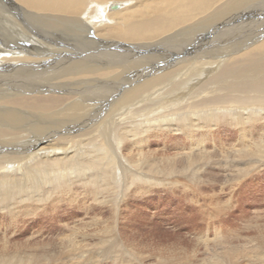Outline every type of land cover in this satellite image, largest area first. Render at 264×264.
I'll return each mask as SVG.
<instances>
[{
	"label": "bare ground",
	"instance_id": "bare-ground-1",
	"mask_svg": "<svg viewBox=\"0 0 264 264\" xmlns=\"http://www.w3.org/2000/svg\"><path fill=\"white\" fill-rule=\"evenodd\" d=\"M238 54L244 57L242 64L249 58L244 66L232 62L231 57ZM222 65L229 68L226 76L232 81L219 75L210 80L226 84V93L215 98L222 103L216 105L214 99L207 103L206 99L195 104L191 100L178 112L184 107L181 101L188 100L194 88ZM246 79L250 81L244 82ZM44 93L74 99L51 109L47 104L49 110L36 106L38 111L11 103L18 97ZM141 93H149L147 99H139L142 102L136 100ZM233 95L234 101L227 103V96ZM143 100L158 103L136 114L134 109ZM126 114L127 122H134L117 131V123L123 122ZM84 128L90 134H83ZM1 129V223L9 218L15 225L30 217L51 229L60 221L56 218L61 212L59 203L80 200L81 192L74 190L78 185L81 191L89 192L84 196L99 205L108 204L113 215L118 213V201L130 190L141 197L153 187L172 189L180 177L189 181L182 186L185 193L200 183L190 164L213 157L206 152L207 143L214 147L232 144L221 152L225 160L222 179L237 186L241 179L228 172L236 168L238 175L245 176L248 169L242 166L264 161V0H0ZM213 130H229L228 134L234 130L237 134L233 142H226ZM92 136L100 147L92 148L94 143L90 142L94 153L89 154L82 144ZM167 137H171L170 146L181 148L179 152L159 156L142 151L152 144L150 140ZM103 156L106 166L112 164L119 171V185H124L119 191L99 185L102 176L97 165ZM44 179L50 180L49 186L44 185ZM46 203H52L48 210ZM65 228L71 231L69 237L61 234L63 237L46 253L32 245L22 254L14 250L9 261L8 252L2 250L0 264H15L21 259L31 264L55 261L62 252L67 254L64 258L79 259L80 264H96V255L118 246L129 257L114 259L111 264H134L130 257L141 264L137 258L144 260L156 253L131 252L133 239L126 235L118 238L112 226L93 232L88 230L90 225L80 230H70L67 225L59 229ZM213 233L212 249L208 247L213 239L200 237L204 257L192 264H264V229L245 237L241 249L224 246L221 239L226 236L221 230L213 229ZM253 246H258L260 257L252 255ZM159 259L156 264H190L176 257Z\"/></svg>",
	"mask_w": 264,
	"mask_h": 264
},
{
	"label": "rangeland",
	"instance_id": "rangeland-1",
	"mask_svg": "<svg viewBox=\"0 0 264 264\" xmlns=\"http://www.w3.org/2000/svg\"><path fill=\"white\" fill-rule=\"evenodd\" d=\"M248 59H246L245 62L248 61ZM231 60L232 62L236 61L237 64H241V66L245 65V62L242 64L244 57L239 56V54L232 56ZM227 70H229V68H227L225 65H222V67L219 70L215 71L214 73H211L208 76V79L206 78L207 79L206 81L205 79L203 80L202 78L201 80L203 81H201V83H199L194 88V91L187 98L188 100L181 101V103H183L181 106L182 107L184 106V107L178 112H183L186 109L188 102H190L191 100L195 104H198V103L200 104V102L206 99H208V101H206L207 103L208 102L211 103L212 99H214L215 101L218 100L215 98H217L218 96H222L223 93H226V89H225L226 84L223 82H221V84L219 83L213 84V82L210 80H214L216 76L219 75L221 78H224L225 80H229L231 82L232 78H229L228 76H226L228 72ZM245 81H250V80L246 79L244 80V82ZM209 83H210L209 87L203 90V87ZM229 93L231 94L234 93L239 96L247 95V93L245 92L229 91ZM203 94H210V95L203 96ZM143 95H142L143 97L141 96L139 98H136V100L138 101L139 99L141 100L142 98L147 99L149 93L143 94ZM227 98L230 99L229 101L227 100V103L234 101L232 100L234 98V95L227 96ZM72 99H74L73 96L71 97L69 95H64L61 93L59 94L44 93L42 95L33 94V95H27V97H18L16 98V100L15 99L11 100L12 101L11 103L14 104V106H18L20 108L23 107L27 109H33V110L36 109L38 111V109L40 110L42 108H43L42 110H49L53 107L61 106L67 103V101L68 102L72 101ZM148 101L143 100V103L139 104V107L135 108L134 112H137L136 114H138L142 110L150 109L152 107L154 108L158 103V101H153L151 103ZM216 102H217L216 105H219L222 103L219 101H216ZM7 103H10V100H8ZM205 104H201L200 106H203V105L206 106ZM36 106L38 109L36 108ZM46 106L49 109H46L47 108ZM126 116L127 114L125 115V120L123 122L117 123L116 125L117 131L120 129H125L126 127L131 125L132 122H134V121L127 122V120L129 121V117H126ZM84 129H86V131L84 130L81 131L83 132V134H90V130H88L87 128H84ZM3 130H6V129H3ZM229 130H226V132H223V130H220L219 132H216L215 130H213V132H215V134L216 133L219 134L218 135L219 139L223 138L225 139L224 141L226 142H233L235 140V136L237 133H234L235 131L232 130L230 131V134H228ZM0 131H2V129ZM82 137L84 138V136ZM89 139L90 140H87V142L85 141L86 144L85 143L82 144V148H83V151L84 150L86 152L89 151V154H91L93 152L92 148L93 147L98 148L100 147V145H99V141L96 142L95 140L96 136L89 137ZM170 140H171V137L162 139V141L158 140V142H154L155 140H150L152 144L149 143V146L144 147L142 151L145 153H150V152H153L155 154L159 153V156H161L160 154L162 153L168 154L166 156L173 155L174 153L179 152L178 150L181 148L177 150L173 148L172 146H170V143H169ZM90 142H92V144ZM218 142L220 143V140ZM185 143L186 142H184V145L186 146ZM90 144L93 145L92 148ZM162 144L164 146H162ZM234 144H236V142ZM84 145H87L88 147H84ZM218 145H222V144H217L216 147H214V146H211L209 143H207L205 145V147L208 148L206 152L212 154L213 157L209 159L208 161H204L201 163L194 162L190 164L191 168L195 170V173L198 176L200 183L198 186H194L192 187V189L186 190L187 192L185 193H184V190H182L183 189L182 186H184L183 184L185 183L189 184V181H186V179H183L180 177L179 178L177 177V181H176L177 186L172 189L163 187V186L153 187L145 195L141 194V197L130 190L124 196L123 200L120 199L118 201L120 202L118 203L119 205V208L117 211L118 213L113 215L112 210L109 211L108 204L99 205L97 201L94 202L91 199H89L88 196H84L85 193H86L85 195H87L89 192L87 190H85L86 192L83 190L81 191V187L78 185L77 186L78 188L74 187V190H76L77 194L81 192L78 196V198L81 201L79 200L77 203L70 202V201H63V203H59V208H60L59 211L61 212L59 214V217H56V218L58 219L60 218L59 219L60 221L54 224V226L58 225L55 228L54 226L51 229L50 227L43 228L42 226L36 224V221H35L36 218L30 219V217L23 218L22 222H19V224L15 223V225L12 224L13 226L10 224L9 218H5V221L3 222L4 224L1 223L0 221V252L2 250L7 251L8 252L7 255L10 259L9 261H11V259L15 256V251L19 252V254H22L23 249H25L26 247L29 249L30 247H32V245L39 247L41 252L44 251L46 253L48 251V248L51 247V245H55L58 242V239L59 238L61 239V237L64 236V233H65V236L66 234L68 236L69 233H71V231L69 232L68 228L64 229L67 232L59 229L60 227H63L66 225L70 228V230H80L90 225L91 228H88V230L92 232L93 230H96L97 228L99 231L100 229L103 230V229H107L109 226H112L116 230L117 232L116 234L118 238L123 237L124 239L126 235L129 238H131V240L132 239L134 240V242L132 240V244L135 245V247L131 246L133 247L131 248V252L135 253L138 251L139 253L142 252L141 254H145V255L151 254V252L154 255V253L156 252L155 256H152V257L149 256V258L145 256V259L147 260L145 259L143 260L141 257L139 258L136 257L137 258L136 261L139 262V259H140L141 264L143 263L153 264L154 262H155L154 264H156L157 263L156 261L160 260L159 259L160 256L161 258H163V260L165 259L168 260L169 258L176 257V259L182 258L181 260H184L185 262H190V264H192V262L193 263L199 262L200 259L204 257V252H205V250H203L202 248L200 237L205 235V237H207L208 240L213 239V236H214L213 229H217V230L219 229V231L221 230V233L226 236V238L221 239L225 242L224 246L232 245L234 246V248L236 247L240 248L246 242L245 237L247 236L253 237V233H255L254 234L255 236L257 235L256 234L257 232L259 233L261 229L262 230L264 229V164H263L264 161L258 158L259 160L255 162L254 166L253 165L251 166L249 162H248L249 165L246 164L247 166H242L248 169L247 171L248 173L246 172L247 174L245 176L238 175V173L236 172V168L232 169L235 171L228 172L229 175L235 176L236 178L241 179L239 184L233 187L231 186L230 183H226V184L224 183V180L222 179L223 178L222 176L224 173L222 172V169H221L225 161L224 158H222L223 154H221V152H225L226 150L224 149H227V148L229 149L230 148L229 146H231L232 144L228 143L226 145V143H224V146L222 145L223 147H220ZM162 147H165V148L162 149ZM82 148L80 150H82ZM131 151L135 152L134 149H132ZM102 158L103 160L101 162L99 161L97 165L98 166L97 169H99V175L102 176V179L99 185L101 186V188L107 187L109 189L108 191H110V188L114 186L115 188L113 187L114 188L113 190L115 192L117 190L119 191L121 187L124 186V185H119L120 179H117L119 178V173H118L119 171H117V169H114L112 164H107L106 166L107 158L104 156ZM189 172H191V170H189ZM22 174L25 175L28 173L23 172ZM178 174L182 175L183 172L180 171ZM128 175H129V178H131L130 174ZM107 176H110L108 177L109 179L107 178ZM49 181H50L49 179H44V185L46 184V186H49L50 184ZM106 181H110V183H106ZM125 182L123 184L127 183ZM111 196H113L112 190H111ZM117 198L119 199L118 195H116V199ZM51 204L52 203L50 204L46 203L47 210L50 209V207L52 206ZM55 213L56 212L48 213V215L47 214L46 215L50 216ZM0 215H2L1 212H0ZM46 215L43 217H47ZM41 216L42 215H40L38 219ZM85 221H87V223ZM98 221H99V224L98 226H96ZM29 222L30 223L32 222V223L30 224ZM210 222L214 224L216 228L214 226L212 227V224ZM113 223L116 226H114ZM222 226L223 228H221ZM256 227L257 229L258 228L259 229L256 230ZM246 228H248L249 231ZM222 230L224 231L222 232ZM202 231H204L207 235ZM61 234H63V236ZM116 234L114 235V238L116 237ZM238 235L239 237L237 239ZM242 235H245V236H242ZM78 237L79 236L77 235V238ZM94 240H97V239H94ZM94 240H92L93 241L92 243H95ZM105 240H109V239H105ZM120 241H123V240H120ZM213 241L214 239L209 244L208 248L212 249ZM240 242L241 243L244 242V243L241 244ZM125 247H127L126 243H125ZM257 250H258V246H253L252 255L257 253L258 255L256 254V256L260 257L259 255L262 253H258ZM261 250H262L261 252H264L263 248H261ZM97 251L99 252V250ZM110 252L112 253L110 254ZM208 252L210 253V250ZM211 253L213 254V252ZM112 254H115V255H112ZM60 255L56 256L55 261L51 259V261L53 262L48 261L50 260L48 259V260H41L38 262V264L40 263L47 264L48 262L50 264H80V262H82L81 260L79 261V259L64 258V256L66 257L67 254L64 255L63 252ZM34 256L29 257V259H31ZM124 257H129V253L122 251L121 246H118L114 250L102 252L101 256L96 255L95 258L97 259L96 262L98 264H107V263L111 264L114 259L118 261L119 259L120 260L124 259ZM251 257L253 258V256ZM194 258L196 259L191 261ZM129 259L132 261V263L136 264V262L133 261L132 257H130ZM187 259L188 261H186ZM14 263L15 264H31V262H27L23 259H21V261H16ZM241 263L243 262L240 261L239 264Z\"/></svg>",
	"mask_w": 264,
	"mask_h": 264
}]
</instances>
